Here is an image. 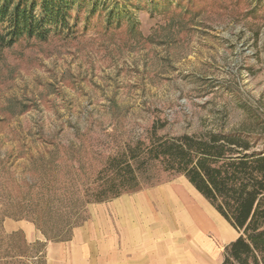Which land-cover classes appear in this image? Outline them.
<instances>
[{
	"label": "rangeland",
	"instance_id": "rangeland-1",
	"mask_svg": "<svg viewBox=\"0 0 264 264\" xmlns=\"http://www.w3.org/2000/svg\"><path fill=\"white\" fill-rule=\"evenodd\" d=\"M245 131L264 139V0H76L0 46V264H46L129 164L138 192L191 187L149 147Z\"/></svg>",
	"mask_w": 264,
	"mask_h": 264
},
{
	"label": "trees",
	"instance_id": "trees-1",
	"mask_svg": "<svg viewBox=\"0 0 264 264\" xmlns=\"http://www.w3.org/2000/svg\"><path fill=\"white\" fill-rule=\"evenodd\" d=\"M76 0H0V46L28 36L46 41L64 31ZM6 31V33H4ZM252 132L184 135L149 147L146 155L189 183L239 233L229 245L223 264H264V143ZM105 177L94 203L138 192V179ZM137 186L136 188H134Z\"/></svg>",
	"mask_w": 264,
	"mask_h": 264
},
{
	"label": "crops",
	"instance_id": "crops-1",
	"mask_svg": "<svg viewBox=\"0 0 264 264\" xmlns=\"http://www.w3.org/2000/svg\"><path fill=\"white\" fill-rule=\"evenodd\" d=\"M238 238L192 185H167L90 205L68 240L48 245L46 264H223Z\"/></svg>",
	"mask_w": 264,
	"mask_h": 264
}]
</instances>
